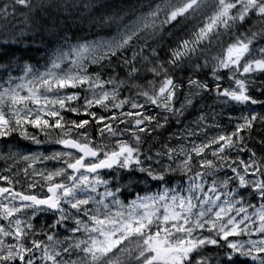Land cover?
Returning <instances> with one entry per match:
<instances>
[{
  "label": "snow or ice",
  "instance_id": "obj_1",
  "mask_svg": "<svg viewBox=\"0 0 264 264\" xmlns=\"http://www.w3.org/2000/svg\"><path fill=\"white\" fill-rule=\"evenodd\" d=\"M30 7L0 0V264H264V0H137L40 66Z\"/></svg>",
  "mask_w": 264,
  "mask_h": 264
},
{
  "label": "clouds",
  "instance_id": "obj_2",
  "mask_svg": "<svg viewBox=\"0 0 264 264\" xmlns=\"http://www.w3.org/2000/svg\"><path fill=\"white\" fill-rule=\"evenodd\" d=\"M28 4L31 7L28 10L27 31L25 35L19 37L15 44L30 51V55L25 57L26 62L40 66L57 49H69L72 45L100 41L102 38L112 35L116 31L117 25L112 23L109 18L123 17V22L128 23L130 19L134 18L133 11L137 7V0H28ZM21 19L23 20V17ZM22 27L24 26L22 25ZM159 42L160 40L157 41V43ZM139 47V42H134V50L137 51L140 65L146 73L152 64L145 63V57H150L151 52L146 50L144 55L140 56ZM160 55L163 53L161 52ZM125 56L131 57L132 51L121 52L117 61ZM94 67L105 72L115 68L110 56ZM132 139L135 143V138ZM161 143L162 141L155 138L149 139L148 134H145V139L137 152L138 157L141 158V165L136 168L123 169V172L128 174L126 181L139 187H145L147 185L142 182V178L147 174L148 169L156 172L158 168L172 163L166 151L160 146ZM156 151L161 154L156 156ZM140 167L146 171H139Z\"/></svg>",
  "mask_w": 264,
  "mask_h": 264
},
{
  "label": "trees",
  "instance_id": "obj_3",
  "mask_svg": "<svg viewBox=\"0 0 264 264\" xmlns=\"http://www.w3.org/2000/svg\"><path fill=\"white\" fill-rule=\"evenodd\" d=\"M7 47H9L14 54H17V55L24 54L25 57H28L30 55V51L29 50H27V49H25V48H23V47H21L19 45L9 43L7 45ZM12 74L13 75H18L19 73H17L16 71H13Z\"/></svg>",
  "mask_w": 264,
  "mask_h": 264
},
{
  "label": "rangeland",
  "instance_id": "obj_4",
  "mask_svg": "<svg viewBox=\"0 0 264 264\" xmlns=\"http://www.w3.org/2000/svg\"><path fill=\"white\" fill-rule=\"evenodd\" d=\"M189 119H192V117L190 116ZM221 119H223V118H221ZM2 166H3V162H0V167H2Z\"/></svg>",
  "mask_w": 264,
  "mask_h": 264
}]
</instances>
